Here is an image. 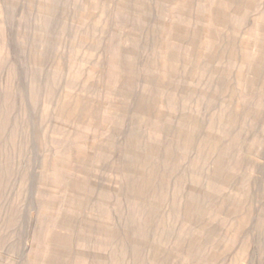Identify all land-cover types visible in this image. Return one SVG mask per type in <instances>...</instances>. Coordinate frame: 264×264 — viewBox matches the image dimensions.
Here are the masks:
<instances>
[{
    "label": "rangeland",
    "instance_id": "rangeland-1",
    "mask_svg": "<svg viewBox=\"0 0 264 264\" xmlns=\"http://www.w3.org/2000/svg\"><path fill=\"white\" fill-rule=\"evenodd\" d=\"M0 264H264V0H0Z\"/></svg>",
    "mask_w": 264,
    "mask_h": 264
}]
</instances>
